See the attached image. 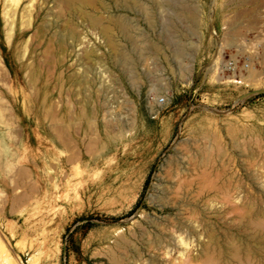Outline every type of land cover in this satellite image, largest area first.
Segmentation results:
<instances>
[{"label":"rangeland","instance_id":"1","mask_svg":"<svg viewBox=\"0 0 264 264\" xmlns=\"http://www.w3.org/2000/svg\"><path fill=\"white\" fill-rule=\"evenodd\" d=\"M7 3L15 262L264 264V0H23L11 39Z\"/></svg>","mask_w":264,"mask_h":264},{"label":"bare ground","instance_id":"2","mask_svg":"<svg viewBox=\"0 0 264 264\" xmlns=\"http://www.w3.org/2000/svg\"><path fill=\"white\" fill-rule=\"evenodd\" d=\"M7 2L8 3L5 5V8H4V16H5L6 25H7V29H6L7 33L6 34H7L8 38L11 39V38L15 37L16 33L19 31L18 28H17V23H18V18H19V14H20V11H21V7H22V4H23V0H7ZM28 9L29 8H25L24 13L22 14V18L23 19L27 18V20L26 19L24 20L23 26L29 25L30 22H31V17L33 15L32 14L33 12L29 11ZM17 14H18V18H16V15ZM45 24H47V23H45L44 21H42L39 24L38 31H39L40 36H42L43 34H45L46 30H48V29H46V25ZM39 34H38V36H39ZM122 59H124V58H122ZM125 59H127V58H125ZM216 62H213V65H214V63L216 64ZM0 112H1V110H0ZM63 143L62 142H59V144H63ZM60 155L62 157L63 156V153L62 154L59 153L58 154V157H60ZM68 160H69V158L67 159V161ZM215 242H216V240H215ZM215 242L213 240V243L214 244H215ZM248 252L254 253L255 251H253L252 249H250V251H248ZM164 254H162L163 255L162 256L163 259L161 258V260H164L165 259L164 257H166V255H164ZM0 258H3L4 260H6L5 261L6 264H17L15 262L14 257H12V255L10 254L9 249L7 248V246L5 245L4 241H2V240H0ZM164 264H176V263H172V262H168V261L165 262L164 261ZM179 264H187V261L182 262V263H179ZM243 264H254V263H253V260L251 261L249 259L248 261H245V263H243Z\"/></svg>","mask_w":264,"mask_h":264},{"label":"built area","instance_id":"3","mask_svg":"<svg viewBox=\"0 0 264 264\" xmlns=\"http://www.w3.org/2000/svg\"><path fill=\"white\" fill-rule=\"evenodd\" d=\"M228 67L233 69L234 68V62H229ZM155 102L158 105H165L167 103V97L162 96L155 99Z\"/></svg>","mask_w":264,"mask_h":264}]
</instances>
